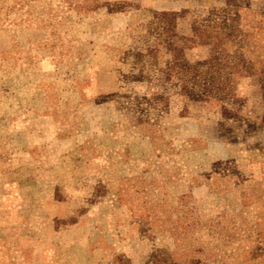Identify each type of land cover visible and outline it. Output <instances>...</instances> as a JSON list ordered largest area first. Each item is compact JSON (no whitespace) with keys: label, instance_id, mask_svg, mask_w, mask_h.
<instances>
[{"label":"rangeland","instance_id":"1","mask_svg":"<svg viewBox=\"0 0 264 264\" xmlns=\"http://www.w3.org/2000/svg\"><path fill=\"white\" fill-rule=\"evenodd\" d=\"M263 211L264 0H0V264H264Z\"/></svg>","mask_w":264,"mask_h":264},{"label":"trees","instance_id":"2","mask_svg":"<svg viewBox=\"0 0 264 264\" xmlns=\"http://www.w3.org/2000/svg\"><path fill=\"white\" fill-rule=\"evenodd\" d=\"M224 19L225 20L223 21L225 22L226 20L229 19V17L224 16ZM223 29L227 30L224 27ZM260 215H263V216L258 217L259 215H256L257 219L254 223L255 224L254 227H250L248 229L243 230L242 241H247L246 243L248 244H243V247L241 248V250L238 251L237 254L234 253L236 254V258L237 256H239V260H241V263L264 259V249H263L264 247V226L261 225L263 223L262 220L264 219V211L261 212ZM221 216H224V215L222 214ZM188 218H189V214L182 216V219L178 220L179 221L178 227H173L172 233L175 234L176 236L181 235V234L184 236H188V233L193 232L194 224L195 223L198 224L199 221L192 220L189 223L186 220ZM216 223L218 224L219 229L218 231H213V232L214 234L215 233L218 234L217 240H218V243L219 242L221 243V245H225L228 242L230 243L231 240H233L235 237L238 236L237 234L232 233L227 229V225H225V222L223 225H220V221H217ZM237 233L239 234L240 231H238ZM252 235L255 238L253 240L250 239V236ZM186 243H187L186 239L182 240V244H186ZM260 245L262 247H260ZM198 247H200L201 249L203 248L201 246H194L189 243V245H186L185 248L181 250L180 253L179 251H177V249L172 252H166L162 259H159L158 261H156L157 262L156 264H203L204 259L209 258V256H214L212 253H209L211 251H208L207 253H205V257L203 258L202 255L201 256L199 255L203 253L199 251ZM237 262H238V259H237ZM222 264H226V263H222Z\"/></svg>","mask_w":264,"mask_h":264}]
</instances>
